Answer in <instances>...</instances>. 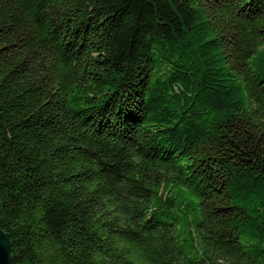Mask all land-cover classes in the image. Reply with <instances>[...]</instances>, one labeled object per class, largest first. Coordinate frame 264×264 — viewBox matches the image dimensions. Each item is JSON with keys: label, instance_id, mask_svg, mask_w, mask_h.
Returning <instances> with one entry per match:
<instances>
[{"label": "trees", "instance_id": "16d2710c", "mask_svg": "<svg viewBox=\"0 0 264 264\" xmlns=\"http://www.w3.org/2000/svg\"><path fill=\"white\" fill-rule=\"evenodd\" d=\"M10 264H264V0H0Z\"/></svg>", "mask_w": 264, "mask_h": 264}, {"label": "water", "instance_id": "95a60500", "mask_svg": "<svg viewBox=\"0 0 264 264\" xmlns=\"http://www.w3.org/2000/svg\"><path fill=\"white\" fill-rule=\"evenodd\" d=\"M0 264H10L7 236L0 229Z\"/></svg>", "mask_w": 264, "mask_h": 264}]
</instances>
